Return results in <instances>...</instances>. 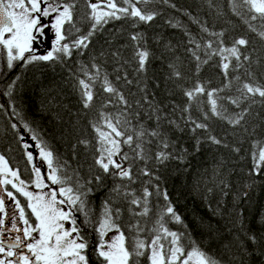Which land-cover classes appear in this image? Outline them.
<instances>
[{
  "label": "snow or ice",
  "instance_id": "1",
  "mask_svg": "<svg viewBox=\"0 0 264 264\" xmlns=\"http://www.w3.org/2000/svg\"><path fill=\"white\" fill-rule=\"evenodd\" d=\"M203 3L0 0V264H264V0ZM57 66L49 134L18 93ZM206 145L197 239L166 174Z\"/></svg>",
  "mask_w": 264,
  "mask_h": 264
},
{
  "label": "trees",
  "instance_id": "2",
  "mask_svg": "<svg viewBox=\"0 0 264 264\" xmlns=\"http://www.w3.org/2000/svg\"><path fill=\"white\" fill-rule=\"evenodd\" d=\"M179 2L187 5L192 4L193 0H179ZM201 4L202 7L195 9V11L199 12L202 18H207L209 21H212L213 18L210 15L211 9L203 3V0H201ZM157 25H159L161 29L163 28L162 21H157ZM192 29L195 30V25H192ZM154 30L159 29L154 28L149 29L148 31L151 33ZM164 31L170 32L171 30L164 29ZM172 38L178 39L179 37L178 35H173ZM156 70L163 71L159 64L156 65ZM43 71V76L39 71L35 70L29 71L25 74L26 83L22 85L21 90L18 93V104L22 102L25 111L29 114V118L35 119L44 130L51 134L56 122L52 119V114L41 110V92L43 91L41 85L49 87L52 90L63 88L66 102L68 103L74 104L75 97L70 94L72 87L69 83L71 76L69 75L68 69H63L57 66L55 71L51 68H45ZM203 76L212 80V86H216L220 83V78L215 69L206 67ZM7 121V116L0 115V129L5 127ZM183 142L190 146L189 141L185 140ZM57 146L61 147L59 144H57ZM61 151H63L62 147ZM219 153H225V150L221 148L217 151L213 147L206 145L199 154L193 153L191 155L188 168L181 169L179 178H177V172L175 171L166 174V187L172 196V200L176 204L180 213L184 216L193 235L197 239L200 238V218H207L209 212L206 208V202H202V197L195 185L198 179L202 177V174L206 170L212 168L214 155L219 158ZM98 203L99 198H97V204ZM248 210H253L252 204L248 205Z\"/></svg>",
  "mask_w": 264,
  "mask_h": 264
}]
</instances>
